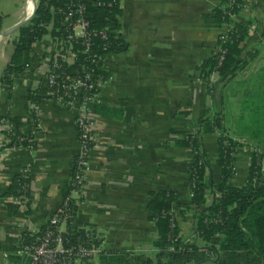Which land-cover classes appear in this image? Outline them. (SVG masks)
Here are the masks:
<instances>
[{"label": "crops", "instance_id": "0c3cea01", "mask_svg": "<svg viewBox=\"0 0 264 264\" xmlns=\"http://www.w3.org/2000/svg\"><path fill=\"white\" fill-rule=\"evenodd\" d=\"M24 0H0L6 30L19 22ZM222 0H121V33L129 42L122 54H108L104 66L112 80L104 85L101 97L123 109L124 117L94 116V145L86 171V186L78 200L74 226L97 232L106 250L153 249L157 236L146 203L161 189L176 190L187 202L191 193L188 169L191 150L174 144L171 133L190 132L204 110L212 105L208 86L215 85L217 102L225 101L230 131H236L238 104L246 94L264 91V0H243L236 19L252 22L246 53L256 57L238 75L223 82L220 75L193 82L198 66L212 56L222 27L205 22L203 15ZM22 4V3H21ZM14 6V7H13ZM13 7V8H12ZM18 31L0 35V76L13 52ZM49 35L33 45L30 67L15 76L13 87L0 82V246H19L25 233L41 230L68 195L74 159L79 152L75 113L45 98L46 87L38 94L39 127L33 129L36 149L13 146L2 137V121L18 119L21 130L33 128L29 89L45 80L49 59ZM230 120V125L228 124ZM233 124V125H232ZM217 134L203 135L211 162L217 155ZM236 154L233 184L242 186L248 176L250 158ZM30 170L29 208L15 213L2 195L13 177ZM217 174L218 168H213ZM12 197H10V200ZM185 237L194 233L192 213L178 220ZM188 229H184L185 226ZM0 249V264H18ZM28 258L24 256V264ZM84 261V260H82ZM78 263H84V262ZM95 261V260H92ZM98 264L96 262H91Z\"/></svg>", "mask_w": 264, "mask_h": 264}, {"label": "trees", "instance_id": "16d2710c", "mask_svg": "<svg viewBox=\"0 0 264 264\" xmlns=\"http://www.w3.org/2000/svg\"><path fill=\"white\" fill-rule=\"evenodd\" d=\"M72 3L84 6V14L88 21V37H79L68 42L76 54L73 63L59 59L60 72L70 77L85 78L88 74L87 95L98 97L87 102L95 115L123 118L124 111L101 97L102 89L97 85L112 80L111 74L104 66L108 54H122L129 48V42L121 33L123 8L121 0H38L34 17L21 26L13 39V52L9 63L1 72L0 82L13 87L15 76L26 71L32 62L33 45L48 35L51 27L52 38L66 40L64 17ZM243 0H222V3L205 13V22L218 24L221 27L232 25L227 32L224 43V59L220 63L218 56L212 55L198 66V76L209 79L218 72L223 82L227 83L243 71L256 57L255 52L246 53L249 31L252 22H242L232 18L239 14ZM4 17L0 12V30L3 28ZM106 33V38L102 37ZM220 34L218 35L219 38ZM67 42V40H66ZM89 43V45H88ZM29 89L27 100L30 104V115L33 128L23 132V123L18 119H10L14 125V134L3 130L14 146L31 145L36 149L37 140L33 129L38 127L37 106L43 101L38 94L41 85ZM93 83L94 86L90 87ZM46 87V86H45ZM215 85L208 86V93L213 98L212 105L204 110V114L196 121L190 132L177 131L171 133L178 138L174 144L191 150V164L188 169L191 181V193L187 202L180 200V194L169 188L153 192L146 203L149 219L155 223L157 236L153 240V249L120 250L111 249L101 253L98 264H264V91L246 94L242 98L240 123L236 131H230L225 124L227 108L225 101L217 102ZM46 93V92H45ZM45 98L52 100L47 97ZM54 101V100H53ZM216 133L217 155L211 162L206 150L203 135ZM241 137L245 141L241 142ZM22 138H32L31 142ZM93 147L94 136L90 139ZM79 151L80 140L78 138ZM25 147V146H24ZM239 147H245L250 158L248 176L242 186L233 184L236 173V154ZM79 152L74 159L73 171L69 179L76 176ZM217 167V174L213 168ZM31 174L29 169L16 174L9 188L2 195L3 202L12 214H15L30 195ZM14 197L17 200H10ZM74 219L79 211L75 199L70 201ZM178 213L185 216L192 213L194 233L192 238L185 237L177 222ZM45 226L41 229L44 231ZM85 231L70 226L67 238L76 242ZM26 242L32 239L25 235ZM173 246L174 250L170 249ZM20 247H2L9 252V259L24 264V256L17 254ZM27 261L28 264L29 261Z\"/></svg>", "mask_w": 264, "mask_h": 264}, {"label": "built area", "instance_id": "2783aa9c", "mask_svg": "<svg viewBox=\"0 0 264 264\" xmlns=\"http://www.w3.org/2000/svg\"><path fill=\"white\" fill-rule=\"evenodd\" d=\"M235 1V0H230ZM69 11L64 17L63 24L66 26V40L62 41L57 38H52L51 27L49 29V44L46 46L49 68L45 77L46 96L61 104L65 108L72 110L75 113V121L77 126L78 138L80 140V151L78 168L76 170V176L71 179L72 189L68 192L63 204L52 214L48 222L46 223L44 231L41 230L25 233L19 240V249L17 254L28 258V264H77L82 260H94L99 258L102 252L106 251L103 247L101 238L97 232L84 230L85 234L79 236L76 242H71L67 238L68 228L74 226L73 208L70 206V201L75 199L78 205V200L75 196H82L84 188L86 186V171L90 165L91 151L90 139L93 136L94 131V116L92 110L89 108L87 102L94 100L98 97L97 94L90 96L87 95L86 90L87 80L89 75L85 78L70 77L63 72H60L61 65L59 59L71 64L76 58L75 52L71 46H68V42L79 37H88V21L84 14V6L80 3H72L68 6ZM232 18L236 17V14L231 15ZM232 28V25H225L222 27L220 36L218 38V44L213 51L214 56L220 58V63L224 59V43L226 42L227 32ZM102 37L106 38V33L102 32ZM89 45V43H88ZM219 75L216 71L212 74L211 78ZM203 78L197 75L194 76L193 82L199 83ZM108 82V80H106ZM106 82H100L97 85L98 89H102ZM94 84L91 83L90 87ZM38 109V127L39 121V108ZM3 130H8V133L14 134V125L11 121H2ZM37 127V128H38ZM37 130V129H36ZM5 141L11 143V139L4 135L2 137ZM239 137L238 140L243 142L245 139ZM31 142L32 138H22ZM14 146V145H13ZM25 148H31V145H21ZM245 148V147H244ZM246 149V148H245ZM12 200H17L12 197ZM29 200L25 199L21 205V209L25 210L29 208ZM30 235L31 241L26 242L25 235ZM170 249L174 250L171 246ZM7 257L8 253L4 252Z\"/></svg>", "mask_w": 264, "mask_h": 264}, {"label": "rangeland", "instance_id": "374dc122", "mask_svg": "<svg viewBox=\"0 0 264 264\" xmlns=\"http://www.w3.org/2000/svg\"><path fill=\"white\" fill-rule=\"evenodd\" d=\"M29 1L30 0H24V2H20V4H18V6L16 7V9L18 10V9H21V10H23V16H25V15H28L27 14V11H28V6H29ZM22 3V4H21ZM14 7V6H13ZM12 7V8H13ZM242 105L243 104H241V102L238 104V112H237V114H238V117L235 119V120H232V123L233 122H235L234 124L235 125H238V123H240V114H241V110H242ZM228 124L230 125V120H229V122H228ZM233 125V124H232ZM218 136V135H217ZM241 140H243V139H241ZM243 151H245V148L244 147H239L238 148V153H240V156H243L242 155V152ZM263 166H264V159H263ZM214 168H216V167H214ZM179 218H180V214L178 213V215H177V222H178V220H179ZM184 229H188V226L186 225L185 227H184ZM100 236V238H101V242H102V236L101 235H99ZM190 238H192V236L190 235ZM98 259L99 258H96V259H94L95 261H92V260H84V261H82V262H84V263H77V264H93V263H91V262H96V263H98Z\"/></svg>", "mask_w": 264, "mask_h": 264}, {"label": "water", "instance_id": "95a60500", "mask_svg": "<svg viewBox=\"0 0 264 264\" xmlns=\"http://www.w3.org/2000/svg\"><path fill=\"white\" fill-rule=\"evenodd\" d=\"M37 7H38V0H34V8L31 12L30 15H26L24 18H22L19 22H17L14 26L6 29V30H2L0 32V35L1 36H6V35H10L12 34L13 32L17 31L21 26H23L24 24H26L29 20H31L35 13H36V10H37Z\"/></svg>", "mask_w": 264, "mask_h": 264}, {"label": "bare ground", "instance_id": "6f19581e", "mask_svg": "<svg viewBox=\"0 0 264 264\" xmlns=\"http://www.w3.org/2000/svg\"><path fill=\"white\" fill-rule=\"evenodd\" d=\"M34 8V0H30L29 1V6H28V11H27V14L30 15L32 10ZM1 54V53H0Z\"/></svg>", "mask_w": 264, "mask_h": 264}]
</instances>
